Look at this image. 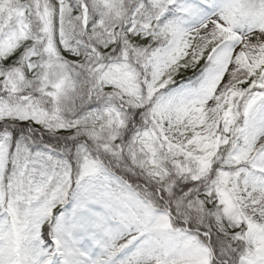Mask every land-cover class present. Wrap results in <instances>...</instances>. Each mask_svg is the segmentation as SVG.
Segmentation results:
<instances>
[{"label": "snow or ice", "instance_id": "snow-or-ice-1", "mask_svg": "<svg viewBox=\"0 0 264 264\" xmlns=\"http://www.w3.org/2000/svg\"><path fill=\"white\" fill-rule=\"evenodd\" d=\"M0 264H264V0H0Z\"/></svg>", "mask_w": 264, "mask_h": 264}, {"label": "trees", "instance_id": "trees-1", "mask_svg": "<svg viewBox=\"0 0 264 264\" xmlns=\"http://www.w3.org/2000/svg\"><path fill=\"white\" fill-rule=\"evenodd\" d=\"M188 73H186V75H187Z\"/></svg>", "mask_w": 264, "mask_h": 264}]
</instances>
